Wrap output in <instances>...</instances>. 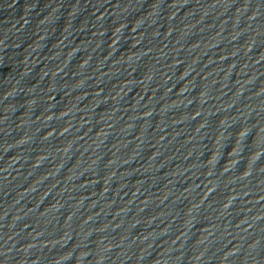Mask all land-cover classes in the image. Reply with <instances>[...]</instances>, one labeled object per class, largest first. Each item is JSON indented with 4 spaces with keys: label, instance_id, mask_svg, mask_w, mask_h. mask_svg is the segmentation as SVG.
Masks as SVG:
<instances>
[{
    "label": "water",
    "instance_id": "95a60500",
    "mask_svg": "<svg viewBox=\"0 0 264 264\" xmlns=\"http://www.w3.org/2000/svg\"><path fill=\"white\" fill-rule=\"evenodd\" d=\"M0 264H264V0H0Z\"/></svg>",
    "mask_w": 264,
    "mask_h": 264
}]
</instances>
